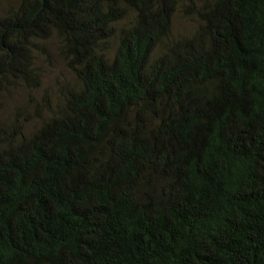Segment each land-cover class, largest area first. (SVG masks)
I'll return each instance as SVG.
<instances>
[{
    "label": "trees",
    "instance_id": "1",
    "mask_svg": "<svg viewBox=\"0 0 264 264\" xmlns=\"http://www.w3.org/2000/svg\"><path fill=\"white\" fill-rule=\"evenodd\" d=\"M0 264H264V0H0Z\"/></svg>",
    "mask_w": 264,
    "mask_h": 264
},
{
    "label": "rangeland",
    "instance_id": "2",
    "mask_svg": "<svg viewBox=\"0 0 264 264\" xmlns=\"http://www.w3.org/2000/svg\"><path fill=\"white\" fill-rule=\"evenodd\" d=\"M191 30V25L182 19L179 14H176L173 19V32L175 34H183L188 33ZM50 53L54 56V65L51 68L46 67L44 63H42L41 59H39L40 65H44V75H43V89L53 87L54 81L56 79H65L68 78L69 75L63 70L60 66L57 59H55V50L52 45L49 46ZM43 67V66H42ZM19 100V99H18ZM20 101V100H19Z\"/></svg>",
    "mask_w": 264,
    "mask_h": 264
}]
</instances>
